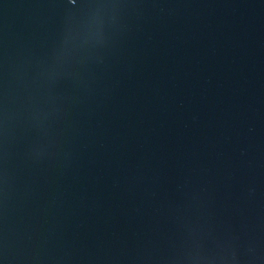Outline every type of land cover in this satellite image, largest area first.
Listing matches in <instances>:
<instances>
[{
  "label": "water",
  "instance_id": "water-1",
  "mask_svg": "<svg viewBox=\"0 0 264 264\" xmlns=\"http://www.w3.org/2000/svg\"><path fill=\"white\" fill-rule=\"evenodd\" d=\"M0 264H264V0H0Z\"/></svg>",
  "mask_w": 264,
  "mask_h": 264
}]
</instances>
